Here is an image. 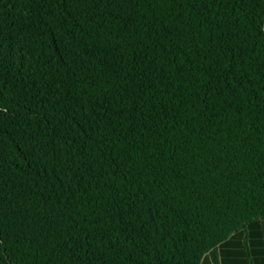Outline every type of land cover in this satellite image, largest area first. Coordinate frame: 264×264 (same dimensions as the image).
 Listing matches in <instances>:
<instances>
[{
  "label": "trees",
  "instance_id": "obj_1",
  "mask_svg": "<svg viewBox=\"0 0 264 264\" xmlns=\"http://www.w3.org/2000/svg\"><path fill=\"white\" fill-rule=\"evenodd\" d=\"M263 224L264 0H0V264H259Z\"/></svg>",
  "mask_w": 264,
  "mask_h": 264
},
{
  "label": "crops",
  "instance_id": "obj_2",
  "mask_svg": "<svg viewBox=\"0 0 264 264\" xmlns=\"http://www.w3.org/2000/svg\"><path fill=\"white\" fill-rule=\"evenodd\" d=\"M262 230L264 232V228ZM237 249L238 248H235L233 246L226 247L223 251H219L221 253V256H218L216 263L210 260L205 264H250L246 261L245 256L241 258L240 256L236 255L238 253ZM254 249H259V264H264V236L262 239L256 242V246H254Z\"/></svg>",
  "mask_w": 264,
  "mask_h": 264
}]
</instances>
